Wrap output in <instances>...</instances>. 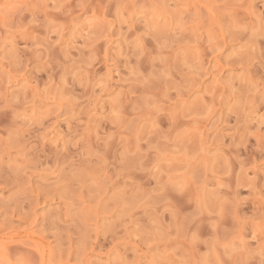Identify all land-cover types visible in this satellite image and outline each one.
<instances>
[{"label":"rangeland","instance_id":"1","mask_svg":"<svg viewBox=\"0 0 264 264\" xmlns=\"http://www.w3.org/2000/svg\"><path fill=\"white\" fill-rule=\"evenodd\" d=\"M0 264H264V0H0Z\"/></svg>","mask_w":264,"mask_h":264}]
</instances>
